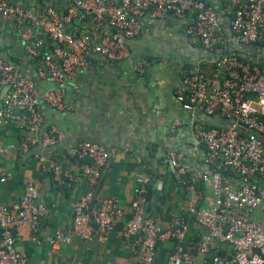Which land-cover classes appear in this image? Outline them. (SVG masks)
<instances>
[{
  "label": "built area",
  "instance_id": "1",
  "mask_svg": "<svg viewBox=\"0 0 264 264\" xmlns=\"http://www.w3.org/2000/svg\"><path fill=\"white\" fill-rule=\"evenodd\" d=\"M61 1L68 20L89 17L96 26L105 22L109 31L101 33L94 43L87 35L66 32L50 6L35 10L37 0H0V19L10 18L21 29L23 49L36 60L31 71L20 70L2 57L0 49V128L13 127L24 133L16 145L0 143V157L35 146H55L62 131L50 127L40 133L41 106L72 112L63 84L77 71L94 69L88 60L90 55L108 62L126 59V42L140 34V17L189 18L184 27L187 42L215 54L210 71H186L174 91L180 110L190 118L192 146L202 150L208 167L185 185L187 216L203 230V237L193 245L184 242L188 217L183 215H175L165 227L158 225L148 207L150 180L145 173L134 177L129 217L122 222V210L114 197L97 199L94 195L111 152L98 143L78 141L57 160L36 156L39 170L56 177L60 159L73 161L85 181V192L70 206V229L42 235L40 218L45 208L36 202L34 184L26 181L17 202L9 206L0 203V264H26L16 247L17 229L22 225L28 226L30 241L35 245L45 243L57 248L73 239L103 244L120 222L122 239L137 255L138 264H160L156 246L162 241L172 243L163 264H195L192 253L206 256L214 244L226 245L229 255H212L210 264H264V61L262 65L252 64L231 53L216 11L202 0ZM226 1L233 40L243 46L264 47V0ZM33 33L38 38L29 42ZM40 35L55 44L51 51L40 52ZM133 65L136 73L143 74L146 60ZM40 81L55 87L40 91L36 86ZM196 113L232 124L204 127ZM180 159V153L169 152L161 163L180 178L186 173ZM8 179L7 175L0 176V184ZM197 184L209 189L211 207L198 204Z\"/></svg>",
  "mask_w": 264,
  "mask_h": 264
},
{
  "label": "crops",
  "instance_id": "2",
  "mask_svg": "<svg viewBox=\"0 0 264 264\" xmlns=\"http://www.w3.org/2000/svg\"><path fill=\"white\" fill-rule=\"evenodd\" d=\"M217 13V20L226 38L229 30L230 13L226 0H204ZM50 6L57 14L68 33L84 34L95 43L101 33L108 32L105 22L96 26L91 18L68 20L65 4L61 0H39L35 10ZM140 34L126 42L128 57L118 62H108L98 55L88 60L93 70L77 71L72 80L63 84L66 99L72 112H58L42 105V126L62 131V137L55 146L44 149L37 146L26 152L19 150L0 157V176L9 179L0 184V203L9 206L19 200L23 185L31 181L37 191L36 202L45 208L40 218V231L53 234L56 230L67 231L71 227L70 206L86 189L85 181L77 165L60 159L59 176L39 170L36 156L45 160L59 159L73 144L81 141L85 131H92L99 138L100 145L111 152L103 166L94 188L97 199L114 197L122 210V222L129 217L134 177L145 173L150 180L148 186V207L154 213L159 226H167L175 215L188 217L185 243H194L203 237V230L187 216L188 195L186 181L194 179L208 167L203 162L201 149L192 146L190 118L181 111L174 99V91L180 86L182 75L187 72L212 69L215 54L201 46L187 42L184 27L189 18L179 20L173 17L153 20L142 16ZM38 36L33 33L29 42ZM40 52L51 51L55 44L40 35ZM21 29L12 19H0V49L2 57L20 70H32L36 64L23 49ZM202 48L209 53L199 52ZM146 61L145 71L138 74L134 62ZM37 89H48V83L40 81ZM200 113L196 118L206 124ZM24 133L13 127L0 128V143L16 145ZM169 152L181 154L180 164L186 173L180 178L174 170L161 163ZM61 181V184L58 183ZM199 205H213L208 188L197 184ZM113 229L107 242L96 246L95 251L82 249L84 242L73 239L69 245L50 248L45 243L35 245L30 241L27 225L17 229V250L26 258V264H138V257L131 252L122 239L123 223ZM172 247L170 241L156 246L160 264L166 260ZM226 257V245L214 244L206 256L192 253L195 264H210L209 257Z\"/></svg>",
  "mask_w": 264,
  "mask_h": 264
},
{
  "label": "water",
  "instance_id": "3",
  "mask_svg": "<svg viewBox=\"0 0 264 264\" xmlns=\"http://www.w3.org/2000/svg\"><path fill=\"white\" fill-rule=\"evenodd\" d=\"M226 35L228 36L227 48L231 53L235 54L238 58L243 59L245 61H248L252 64L262 65V61H264V47H258V46H253V45H249V46L240 45L233 40L229 30L226 31ZM189 47L191 49H196L199 52L209 53L208 51H206L202 48H194L192 46H189ZM54 87H55V84H49L48 83V88L52 89ZM200 117L205 120L206 124H208L212 127H224L226 125L232 124V121L207 117L203 114H201ZM46 129H47L46 127L42 126L40 133L45 132ZM80 140L81 141H90V142L100 144L99 138H97L96 134H94L91 130L87 131V132L85 131L84 133H82ZM76 142H78V139H75L73 141V144ZM37 147H39V146H37ZM96 246H98L97 241H94V240L93 241H85L81 246V250L82 249H91L92 251H95Z\"/></svg>",
  "mask_w": 264,
  "mask_h": 264
},
{
  "label": "trees",
  "instance_id": "4",
  "mask_svg": "<svg viewBox=\"0 0 264 264\" xmlns=\"http://www.w3.org/2000/svg\"><path fill=\"white\" fill-rule=\"evenodd\" d=\"M202 1H204V0H202ZM37 2H39V0H37ZM205 2V1H204ZM206 3V2H205ZM207 4V3H206ZM149 59L147 58L146 59V61H148ZM198 121V123H200L199 122V120H197ZM204 127H210V125H208V124H202ZM196 242H194V243H187V244H189V245H193V244H195Z\"/></svg>",
  "mask_w": 264,
  "mask_h": 264
}]
</instances>
